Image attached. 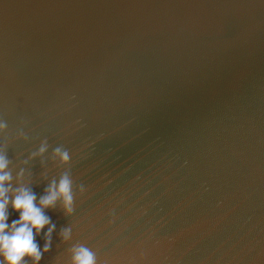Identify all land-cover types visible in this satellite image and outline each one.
Instances as JSON below:
<instances>
[{"label":"water","instance_id":"obj_1","mask_svg":"<svg viewBox=\"0 0 264 264\" xmlns=\"http://www.w3.org/2000/svg\"><path fill=\"white\" fill-rule=\"evenodd\" d=\"M0 157L38 264H264V0H0Z\"/></svg>","mask_w":264,"mask_h":264},{"label":"clouds","instance_id":"obj_2","mask_svg":"<svg viewBox=\"0 0 264 264\" xmlns=\"http://www.w3.org/2000/svg\"><path fill=\"white\" fill-rule=\"evenodd\" d=\"M43 151V149H42ZM59 153V150L57 149ZM61 160L67 162V152L59 153ZM8 161L0 157V264H26L25 258L38 264L41 259V250L34 239L46 227V236L51 235L54 225L45 215L44 209L54 207L58 199L63 201L66 213L72 212L71 181L65 176L58 184L49 185L47 194L42 196L39 204L36 203V195L28 188H20L11 199V206L18 212L17 220L9 223L8 205L9 188L5 184L11 181V175L5 169ZM71 229H64L63 235L67 238ZM48 250V243L44 251ZM74 264H96L94 254L87 248L80 247L73 256Z\"/></svg>","mask_w":264,"mask_h":264},{"label":"snow or ice","instance_id":"obj_3","mask_svg":"<svg viewBox=\"0 0 264 264\" xmlns=\"http://www.w3.org/2000/svg\"><path fill=\"white\" fill-rule=\"evenodd\" d=\"M5 6V5H4Z\"/></svg>","mask_w":264,"mask_h":264}]
</instances>
